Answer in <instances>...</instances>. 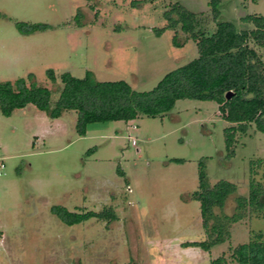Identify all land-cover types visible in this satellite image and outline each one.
Returning a JSON list of instances; mask_svg holds the SVG:
<instances>
[{
  "label": "rangeland",
  "instance_id": "1",
  "mask_svg": "<svg viewBox=\"0 0 264 264\" xmlns=\"http://www.w3.org/2000/svg\"><path fill=\"white\" fill-rule=\"evenodd\" d=\"M175 2L205 13L202 27L215 29L209 0H0V81L33 73L52 90L51 104L63 72L81 78L90 71L98 81L150 90L197 56L192 40L172 44L173 34L187 37L179 26L155 33ZM218 9L217 21L248 29L240 17L264 15V0H220ZM16 22L48 27L23 34ZM76 118L67 110L51 119L32 104L0 112V264H210L220 255L232 264L230 247L264 229V218L248 213L210 251L185 245L206 239L199 202L189 198L200 163L210 184L228 180L236 195H247L250 162L262 159L253 179L264 190V133L249 127L229 157L223 129L230 123L216 102L179 99L162 116L94 122L84 135ZM55 205L71 212L111 208L116 219L68 225L50 211ZM224 211H233V197Z\"/></svg>",
  "mask_w": 264,
  "mask_h": 264
},
{
  "label": "trees",
  "instance_id": "2",
  "mask_svg": "<svg viewBox=\"0 0 264 264\" xmlns=\"http://www.w3.org/2000/svg\"><path fill=\"white\" fill-rule=\"evenodd\" d=\"M220 0H209L210 15L215 23L211 32L202 27L205 13H194L179 3H171L165 10L166 25L155 29L160 34L165 29L178 26L187 35L179 39L172 36V44L182 47L192 40L197 56L187 63L166 73L150 90H134L124 80L98 81L90 71L81 77L69 72L60 75L61 89L51 104L52 90L36 82L33 73L27 78L0 81V112L9 116L13 111L28 104L44 111L51 119L58 118L67 110L77 114L75 128L84 135L86 127L94 122L133 120L140 116L158 117L170 111L179 99L211 100L217 103L222 119L230 123L224 127V143L227 155L234 154L239 135L246 134L249 127L264 133V15L246 14L240 21L251 24L248 29H238L230 21H217ZM23 34L44 30L47 24L16 22ZM46 75L55 82L53 69ZM231 92L230 98L226 94ZM174 162L182 159L173 158ZM262 159L250 162L251 179L247 195H236L237 186L228 180L210 184L204 165L198 169V187L189 198L199 202L202 226L206 234L203 241L187 242L210 251L214 246L230 238V227L246 214L264 218V190L253 179L254 166ZM233 197V211L225 212V206ZM50 211L63 223L72 225L90 218L116 219L114 211L71 212L65 207L52 206ZM232 264H264V229L252 232L249 240L229 249ZM210 264H231L224 255L211 260Z\"/></svg>",
  "mask_w": 264,
  "mask_h": 264
},
{
  "label": "built area",
  "instance_id": "3",
  "mask_svg": "<svg viewBox=\"0 0 264 264\" xmlns=\"http://www.w3.org/2000/svg\"><path fill=\"white\" fill-rule=\"evenodd\" d=\"M4 168H5V164L3 161V157L0 156V176L3 174Z\"/></svg>",
  "mask_w": 264,
  "mask_h": 264
},
{
  "label": "water",
  "instance_id": "4",
  "mask_svg": "<svg viewBox=\"0 0 264 264\" xmlns=\"http://www.w3.org/2000/svg\"><path fill=\"white\" fill-rule=\"evenodd\" d=\"M230 96H231V92H228V93L226 94V98L228 99V98H230Z\"/></svg>",
  "mask_w": 264,
  "mask_h": 264
}]
</instances>
